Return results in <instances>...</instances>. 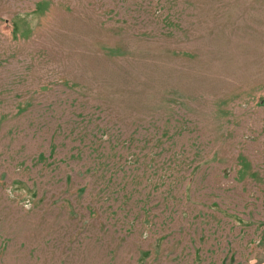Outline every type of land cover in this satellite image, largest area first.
I'll return each instance as SVG.
<instances>
[{
  "label": "rangeland",
  "instance_id": "rangeland-1",
  "mask_svg": "<svg viewBox=\"0 0 264 264\" xmlns=\"http://www.w3.org/2000/svg\"><path fill=\"white\" fill-rule=\"evenodd\" d=\"M0 264H264V0H0Z\"/></svg>",
  "mask_w": 264,
  "mask_h": 264
}]
</instances>
